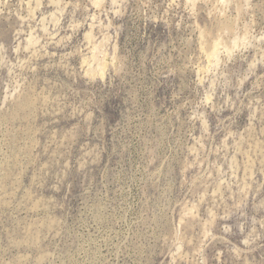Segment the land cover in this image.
<instances>
[{"label": "rangeland", "instance_id": "374dc122", "mask_svg": "<svg viewBox=\"0 0 264 264\" xmlns=\"http://www.w3.org/2000/svg\"><path fill=\"white\" fill-rule=\"evenodd\" d=\"M0 264H264V0H0Z\"/></svg>", "mask_w": 264, "mask_h": 264}]
</instances>
